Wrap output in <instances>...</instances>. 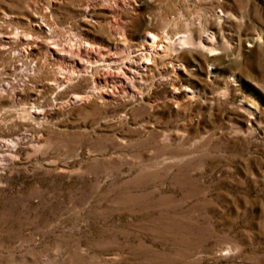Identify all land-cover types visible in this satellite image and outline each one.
I'll return each mask as SVG.
<instances>
[{
	"label": "rangeland",
	"instance_id": "rangeland-1",
	"mask_svg": "<svg viewBox=\"0 0 264 264\" xmlns=\"http://www.w3.org/2000/svg\"><path fill=\"white\" fill-rule=\"evenodd\" d=\"M80 4L0 0L10 34L38 36L29 22L46 7L53 40L91 46L66 59H99L51 91L36 64L68 60L14 42L0 54V144L13 141L0 146V264H264V0ZM148 23L171 40L212 33L216 50L163 49L124 83L136 100L61 108L107 58L101 78L118 85Z\"/></svg>",
	"mask_w": 264,
	"mask_h": 264
},
{
	"label": "bare ground",
	"instance_id": "bare-ground-1",
	"mask_svg": "<svg viewBox=\"0 0 264 264\" xmlns=\"http://www.w3.org/2000/svg\"><path fill=\"white\" fill-rule=\"evenodd\" d=\"M54 0H51V2ZM81 4H88V0H78ZM109 5L117 3L118 0H105ZM48 4V3H47ZM41 6H43L41 4ZM34 12L39 16L34 18V22H29L30 30L38 34V36L27 37L26 34L20 35L17 32L11 34L8 30H5L4 27L7 25L8 21L12 17L10 14L0 11V54L4 53V46L7 43L14 42L17 45H22L20 48V52L22 55H27L30 53L40 54L42 57H57L61 61H67V64H71L70 66L63 67L65 71L56 72L52 69H49L46 62H38L35 66L36 70L39 71L43 77L41 79L34 80L35 86H39L40 82L46 83L43 87H47V90L53 91L54 88H59L63 83H68L73 76L79 75L82 71H87L88 68H91L94 62L98 60H84L82 64H78L74 59H66L65 51L71 53L72 55H79L80 52L87 46H90L88 41H83L82 44H77L76 42H72L71 40L66 41L65 43H61V40H53L51 38V33H53V28L50 24V14L48 15L49 10L46 7L35 8ZM92 15L88 13V11L84 12L83 20L84 21H92ZM95 22V21H94ZM145 31L141 35V47L140 51L137 50L136 54H132V50H130L129 55L126 54L123 61V66L115 73L116 79L118 80V85H108L107 83L109 79L101 78L102 74H110V64H112L115 60L112 58H107V68L104 69L103 73H95L96 82L94 86L85 94L76 93L71 96V98L61 104L62 109H67L72 107L75 104H88L92 102L106 103V102H114L115 97L118 94H121L124 99L127 100H136L140 97V90L136 92H131L129 90L123 91V85L127 82H133V78L135 75L138 76L139 79H144L145 75L142 74L141 70H147L149 66H153L156 60L163 53H160L163 49L165 52H168L170 49H176V46H184V45H193L196 48L206 49L210 52L216 50L213 44V34L207 33L204 38L196 39L189 33L179 35L174 40H171L165 33V31H158L154 28L151 23L145 25ZM212 34V35H211ZM7 38V39H6ZM24 44V45H23ZM91 47V46H90ZM18 52V53H20ZM211 54H214L211 53ZM15 55V54H14ZM80 57V55H79ZM9 67V66H8ZM9 70V68H2L1 71ZM2 73V72H1ZM0 73V74H1ZM114 73V72H113ZM34 75V74H33ZM32 78H35L34 76ZM6 77V76H4ZM11 80H7V83H11ZM56 83H58L56 85ZM142 84V83H139ZM56 85V86H55ZM34 86V87H35ZM141 87V85H139ZM178 89L185 90L187 93L193 94V90L187 85H182L180 87H176L173 90V93L177 92ZM42 89L39 90L42 91ZM39 93H37L38 95ZM175 97V96H174ZM13 141H3V144L0 146H5L6 144H12ZM13 145V144H12ZM4 156L0 155L1 164L2 160H4Z\"/></svg>",
	"mask_w": 264,
	"mask_h": 264
}]
</instances>
